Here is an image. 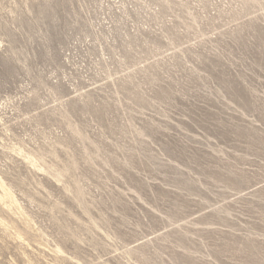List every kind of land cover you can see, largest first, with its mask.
Masks as SVG:
<instances>
[{
    "label": "rangeland",
    "instance_id": "rangeland-1",
    "mask_svg": "<svg viewBox=\"0 0 264 264\" xmlns=\"http://www.w3.org/2000/svg\"><path fill=\"white\" fill-rule=\"evenodd\" d=\"M0 264H264V0H0Z\"/></svg>",
    "mask_w": 264,
    "mask_h": 264
}]
</instances>
